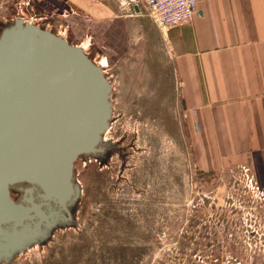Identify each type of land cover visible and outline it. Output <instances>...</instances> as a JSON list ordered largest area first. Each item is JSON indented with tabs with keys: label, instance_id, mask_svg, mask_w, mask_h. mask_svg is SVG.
<instances>
[{
	"label": "rangeland",
	"instance_id": "1",
	"mask_svg": "<svg viewBox=\"0 0 264 264\" xmlns=\"http://www.w3.org/2000/svg\"><path fill=\"white\" fill-rule=\"evenodd\" d=\"M37 8L0 0V29L17 18L51 29ZM137 63H101L113 86L110 150L76 162L74 221L6 264H264V191L251 169L200 170L179 101Z\"/></svg>",
	"mask_w": 264,
	"mask_h": 264
},
{
	"label": "crops",
	"instance_id": "2",
	"mask_svg": "<svg viewBox=\"0 0 264 264\" xmlns=\"http://www.w3.org/2000/svg\"><path fill=\"white\" fill-rule=\"evenodd\" d=\"M122 3L35 0L42 22L105 67L144 60L135 68L179 101L200 170L247 165L264 191V0H197L198 14L171 28Z\"/></svg>",
	"mask_w": 264,
	"mask_h": 264
},
{
	"label": "water",
	"instance_id": "3",
	"mask_svg": "<svg viewBox=\"0 0 264 264\" xmlns=\"http://www.w3.org/2000/svg\"><path fill=\"white\" fill-rule=\"evenodd\" d=\"M112 90L104 66L63 34L24 18L0 33V201L7 211L0 217V258L6 263L12 255L8 248L28 246L34 237L27 229L33 223L40 229L42 222H34L31 207L12 198L11 186L29 183L31 191L38 186L43 199L71 218L68 205L81 194L75 165L103 150ZM29 202L41 206L33 197ZM9 222H15L10 232L3 227Z\"/></svg>",
	"mask_w": 264,
	"mask_h": 264
},
{
	"label": "flooded vegetation",
	"instance_id": "4",
	"mask_svg": "<svg viewBox=\"0 0 264 264\" xmlns=\"http://www.w3.org/2000/svg\"><path fill=\"white\" fill-rule=\"evenodd\" d=\"M2 31H3V27H2V29H0V33ZM102 148H103V150L101 152H98L95 155H101V156L104 155L103 159H105L106 152L110 150V147H109V145L106 146V144L104 145V143H103ZM87 156H91V154L87 155ZM86 161L88 162L89 159H86ZM30 187H33V186L29 183H18V184L12 185L10 188L11 196L17 203H23V204L31 207L30 213H31V215L35 216L34 222L38 223V222L42 221L41 227H40V229H35L36 226L33 223L32 224L33 229L32 230L27 229L28 235L32 234V236L34 237V239L32 241H30L28 246L22 248L21 246L24 244L18 243L17 245H14L11 248H8L9 254H12L11 258H10V262H12L14 260V258L17 257L19 254L27 251L28 249L34 248L37 245H41V244L45 243L46 241H48L51 238L54 230L60 229V227L65 226L67 224H70L71 222L74 221V211H72V209H71V207L73 206L74 203H70L68 205V208L71 211V218H68L69 214L66 210L62 209L55 202L46 201L45 199H43L40 196L42 190L38 186H36L34 188V190H32V191L30 190ZM31 197H33L34 201L37 202L38 204L41 203V206L33 205L32 203H30L29 199ZM53 212H58V214H55L54 218L52 216L49 217V215H51V213H53ZM55 220H57V221H55ZM28 222H30V220H24V223H28ZM48 223H53L52 227L50 226L51 228L48 227ZM3 227L6 230H8L9 232L13 231V229L15 227V222L6 223L3 225ZM21 229H22V227L18 226V230H21ZM44 230H47L46 236H44L42 234V232ZM36 232H38L39 234H36ZM2 243L7 244L8 241L3 240ZM10 262H8V263H10ZM0 264H6V260L4 259V257L0 258Z\"/></svg>",
	"mask_w": 264,
	"mask_h": 264
},
{
	"label": "built area",
	"instance_id": "5",
	"mask_svg": "<svg viewBox=\"0 0 264 264\" xmlns=\"http://www.w3.org/2000/svg\"><path fill=\"white\" fill-rule=\"evenodd\" d=\"M136 7H145L154 21L163 28L182 26L192 20L197 0H124ZM252 180H255L252 174ZM256 181V180H255ZM257 184V182H256ZM260 191L259 187H257Z\"/></svg>",
	"mask_w": 264,
	"mask_h": 264
},
{
	"label": "bare ground",
	"instance_id": "6",
	"mask_svg": "<svg viewBox=\"0 0 264 264\" xmlns=\"http://www.w3.org/2000/svg\"><path fill=\"white\" fill-rule=\"evenodd\" d=\"M9 213V212H8ZM7 214V211L5 209V206L3 205V203L0 201V217L4 216ZM17 238H10V240H16Z\"/></svg>",
	"mask_w": 264,
	"mask_h": 264
}]
</instances>
